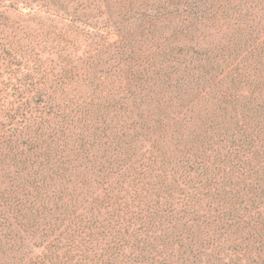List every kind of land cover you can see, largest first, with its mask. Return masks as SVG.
<instances>
[{
  "label": "trees",
  "instance_id": "trees-1",
  "mask_svg": "<svg viewBox=\"0 0 264 264\" xmlns=\"http://www.w3.org/2000/svg\"><path fill=\"white\" fill-rule=\"evenodd\" d=\"M0 264H264V0H0Z\"/></svg>",
  "mask_w": 264,
  "mask_h": 264
}]
</instances>
